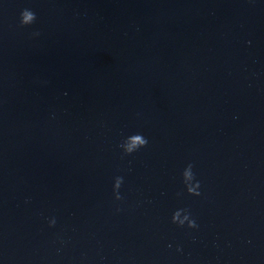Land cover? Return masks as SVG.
I'll list each match as a JSON object with an SVG mask.
<instances>
[{"label": "water", "instance_id": "95a60500", "mask_svg": "<svg viewBox=\"0 0 264 264\" xmlns=\"http://www.w3.org/2000/svg\"><path fill=\"white\" fill-rule=\"evenodd\" d=\"M49 0H0V87L12 70ZM30 9L34 23L20 26V13Z\"/></svg>", "mask_w": 264, "mask_h": 264}, {"label": "clouds", "instance_id": "9594fccd", "mask_svg": "<svg viewBox=\"0 0 264 264\" xmlns=\"http://www.w3.org/2000/svg\"><path fill=\"white\" fill-rule=\"evenodd\" d=\"M36 20V14L30 9H23L20 13V26H28L34 23ZM39 35V33H34ZM148 141L142 134H132L128 136L119 146L123 149L124 154L131 155L147 145ZM193 165L190 163L182 172V182L189 195L199 196L201 193L198 191L200 182L196 180L195 173L193 172ZM123 184V177L117 176L113 185L114 196L116 200H121L122 196L119 192ZM177 195H180L178 193ZM183 213V216H182ZM191 213L187 209L176 210L171 217L172 223L177 224L179 227H183L187 222L188 228H197L198 225L195 219L190 218ZM55 225V219L49 222V226Z\"/></svg>", "mask_w": 264, "mask_h": 264}]
</instances>
